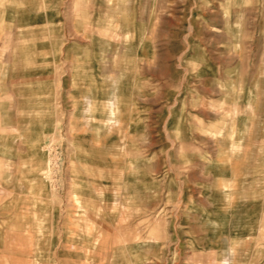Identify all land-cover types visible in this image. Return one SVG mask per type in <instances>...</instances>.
Here are the masks:
<instances>
[{
  "label": "rangeland",
  "instance_id": "1",
  "mask_svg": "<svg viewBox=\"0 0 264 264\" xmlns=\"http://www.w3.org/2000/svg\"><path fill=\"white\" fill-rule=\"evenodd\" d=\"M224 261L264 264V0H0V264Z\"/></svg>",
  "mask_w": 264,
  "mask_h": 264
},
{
  "label": "bare ground",
  "instance_id": "2",
  "mask_svg": "<svg viewBox=\"0 0 264 264\" xmlns=\"http://www.w3.org/2000/svg\"><path fill=\"white\" fill-rule=\"evenodd\" d=\"M88 102V101H87ZM109 107L112 108L113 107V103L112 101L109 103ZM223 264H226L225 261L223 262Z\"/></svg>",
  "mask_w": 264,
  "mask_h": 264
}]
</instances>
